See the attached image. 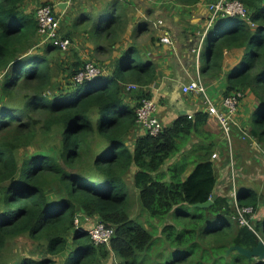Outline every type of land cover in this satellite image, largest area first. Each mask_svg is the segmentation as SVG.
I'll use <instances>...</instances> for the list:
<instances>
[{
  "label": "trees",
  "instance_id": "16d2710c",
  "mask_svg": "<svg viewBox=\"0 0 264 264\" xmlns=\"http://www.w3.org/2000/svg\"><path fill=\"white\" fill-rule=\"evenodd\" d=\"M26 1L0 0V264H55L53 257L69 247L73 249L62 264H105L112 254L120 257V264H148L139 254L153 235L132 218L133 190L152 216L174 215L162 229L171 250L158 264H264L237 251L224 255L232 245H258L264 239V218H252V228L234 218L233 183L228 193L216 192L211 154L203 156L186 180L183 169L175 166L170 180L154 176L182 150L180 141L188 143L203 124L220 128L218 119L205 111L192 118L179 115L158 136L140 126L145 133L131 148L127 141L139 128L136 110L143 98H153L148 88L157 79V62L130 45L110 74L78 83L72 79L88 61L74 51L73 60L62 66L59 48L46 43L36 49L42 40L35 11L24 10ZM34 1L57 6L55 0ZM174 1L186 9L202 2ZM240 1L255 25L219 16L207 31L208 54L199 73L206 85L225 73L223 98L251 93L257 102L252 135L264 145V0ZM112 5L96 22L82 19L84 33L100 54L102 41L114 51L116 36L127 23L125 6L117 1ZM79 26L73 25L75 30ZM137 28L144 31L148 23ZM98 29L108 30L109 37ZM66 33L72 41L73 33ZM60 67L67 76L58 81ZM131 84L139 92L127 101L125 92H135L127 88ZM31 147L32 152H24ZM211 196L212 204L198 206ZM237 197L241 206L259 209L260 196L253 188L239 187ZM83 215L115 228L109 244L96 245L90 228L76 225ZM21 236L41 243L40 256L7 258L10 241Z\"/></svg>",
  "mask_w": 264,
  "mask_h": 264
},
{
  "label": "crops",
  "instance_id": "0c3cea01",
  "mask_svg": "<svg viewBox=\"0 0 264 264\" xmlns=\"http://www.w3.org/2000/svg\"><path fill=\"white\" fill-rule=\"evenodd\" d=\"M55 1L56 5H58L60 8L59 11L61 13L58 11L59 17L61 18V15L63 18L64 15L66 16L63 22L65 26L63 28L66 30V32H72L73 37L78 36V39L76 41L77 43L74 44L72 41L71 47L75 49L77 53H79L82 60H97V62H99L100 64L103 63L104 69L107 70L106 73L110 74L115 69L117 59L127 48L126 45H129L128 43L131 41V39L130 41L124 39V43L122 42V44L115 46L114 51L111 50L112 52L109 54L110 57H107V60L103 62V60L99 59H102V57L100 56H102V54H106V51L103 50L101 54L96 51L95 45L92 42V39L89 36L88 32L84 33L81 26H79L77 29H81L83 33L76 32L73 26L72 29L67 27V25H69L70 27V25L72 24L69 23V13L71 12H68V14L66 15L68 9V7H66L68 0ZM212 1L210 0V3ZM41 4V1L28 0L25 3L24 10H26V12L28 13L36 11L37 7ZM199 7L202 8H198L197 10H199L208 18V7H206L203 2L200 3ZM79 8L80 7H77V9ZM83 14L85 15L83 16ZM77 15L79 16L75 20L77 21V23L81 22L84 17H89L87 13L82 9L77 11ZM207 18L205 21H203L205 32L207 30L209 21V19ZM165 30L168 31L172 36L173 44L171 45L163 43L160 40L162 32L158 30L159 33L156 35V38H153L152 43L149 44V49L147 50L149 54L146 53V57L149 59H153L154 61H157L159 59V61H157V79L154 84L149 86L148 89H150L153 98L157 101V104L159 103L157 115L160 117L163 125L169 126L179 115H183L181 114V111L184 110L187 114H193L197 111L207 112V104L205 103V97L202 94H198L195 92L184 93L180 90L179 96L178 88L180 89V87L182 86L183 90V86L188 84L186 83V80L188 76H191V73H193L194 78H188V82L192 81L198 76L199 65L197 61L196 64L195 62H189L188 58H192V54L191 52H189V50L184 48L186 43H183L182 36L180 35L178 36V38H176V33H171L166 28ZM187 35H189V33H185V36L189 41H191L192 39ZM80 40L82 42L79 44ZM150 54L153 56H149ZM224 82L225 73L224 75L220 76L219 79L213 81L211 85H206L203 81L207 89V95L213 102L217 103V105L219 106L221 105V101L223 98ZM162 101L166 103L162 104ZM256 105L257 102L253 98L251 93L247 94L241 102L237 114L233 118V134H235V129H239L242 133L241 135H239V133L237 134L238 139L233 138V140H231L232 153L235 158L234 165L236 167L237 177L239 178V180H241L242 183L244 182V180H247L246 184H242L241 182H239V187H249L247 186V184L249 181L251 182V180H260V184L261 180L264 181V159L262 158V155L264 154V145L261 144L258 139L252 135V126L254 124L252 114L256 109ZM216 128L217 126L213 123L203 124L197 134H192L191 139L185 145V148L183 147L179 153L168 159L162 170L155 173L154 176L157 178H161L162 180H170V169L175 166L180 170L183 169L181 177L182 180H186L197 163L208 152L209 155H217L216 158L212 157L211 159L214 165L216 179L218 180L216 192L228 193V184L229 180H231L230 169L232 167V165H230L229 158V143L224 138L221 128ZM144 133L145 131L140 127L137 128L134 132L136 137ZM244 133H248L249 136L246 138L243 137ZM239 187L237 186V189ZM254 190L260 196L259 209L255 214L256 220H262L264 218V191H260V188H255ZM91 219L92 218H89V221H87L86 219L81 218V228H91L93 225L91 224Z\"/></svg>",
  "mask_w": 264,
  "mask_h": 264
},
{
  "label": "rangeland",
  "instance_id": "374dc122",
  "mask_svg": "<svg viewBox=\"0 0 264 264\" xmlns=\"http://www.w3.org/2000/svg\"><path fill=\"white\" fill-rule=\"evenodd\" d=\"M115 1L125 6V9H126L125 20L127 21L125 27H123L120 33L116 36V39H118L116 46L122 44V42L124 43V39H127L128 41H130L131 39V41L128 43L129 45H126L127 48L130 45H134L141 51L148 53L147 50L149 49V44L152 43V39L156 38V35L159 33V31L162 32V30L166 28L171 33H176L175 35L176 38H178V36L180 35L182 36L183 43H186L184 48L189 50V52H191L192 54V58L191 57L188 58L189 62L191 63L195 62V64H196V61L198 62V53L194 52L193 50L197 49L200 45V42L205 33L204 31L205 27L203 26V21H205L207 18L204 14H202L199 10H197L198 8H202V7H199L200 3L196 7L186 9L185 7L178 4L174 0H68L67 6H66L68 7L66 15L68 14V12H71L69 13V19H70L69 23H72V24L70 25V27L69 25H67V27L72 29V26L74 25V23H77V21H75L76 18L79 17L77 15V11L81 9L87 13L90 21L95 20L96 22V20H99L104 14L112 10L111 9L113 6L112 4ZM202 2L203 4H205L206 7H208V10H209L210 0H202ZM77 7H80V8L77 9ZM59 10L60 8L57 5L56 11L58 12ZM209 16H210V12H209ZM209 16L207 19H209ZM65 17L66 16L64 15V18ZM64 18L61 15L62 33L66 35L67 34L66 30L63 28L65 26L63 24ZM160 20H162L166 26L164 25L161 28L158 27ZM143 22L148 23V29L139 32V29L137 28V24L143 23ZM85 24L86 22L83 20L80 22V26L82 28L85 26ZM106 26L107 24L104 25V27ZM99 30H102L103 32L102 35L109 37L108 30L98 29L96 30V32H98ZM76 32L83 33L81 29H77ZM185 33H189V35L187 36H189L192 39L191 41L187 39V37L185 36ZM77 39H78V36H74L72 38V41L74 44L77 43L76 42ZM81 42L82 41L80 40L79 44ZM102 45L105 48L104 50H106V54H102V56H100L102 57V59H99V60H103V62H105V60H107L106 58L110 57L109 54L112 51H111V46H107L103 41H102ZM44 46L45 44H38L36 49L38 48L42 49ZM126 49L123 52H125ZM74 51L75 49L70 48L69 51H64V52L61 51V53L58 54L59 59L61 60L62 66L68 65V63H70L71 60H73ZM201 51H202L201 67H204L206 64V59H207V54H208V44L206 42L203 44ZM149 56H153V55L150 54ZM119 58L117 59L116 63L118 62ZM94 61L98 63L104 69L103 63L100 64L99 62H97V60H94ZM157 61H159V59ZM60 68L61 69L59 71V76L57 79L58 81H61L65 76H67V72L64 70V67H60ZM65 68L67 69V67ZM104 71L106 74L107 70L104 69ZM190 77H193V73H191V76L187 77L186 83H189L188 78ZM127 88L129 89V86ZM180 90L183 92L182 86L180 87V89L178 88L179 96H180ZM134 91L135 92L133 94H131L129 91L125 92L126 93L125 97L127 101H130L132 99L131 98L132 96H137L136 94H138L139 91L135 89ZM165 103L162 101V104H165ZM252 127L254 128V124ZM234 133L235 134H233L232 132V135H231L232 140L233 138L238 139L237 137L238 133L239 135L242 134L239 129L238 130L235 129ZM244 136L248 137L249 134L244 133ZM135 138H136V135L132 136L131 139L127 141L131 148L134 146ZM186 143H187L186 139L180 141V145H182L181 148L183 147L185 148ZM33 149L34 147H31L30 149L25 150L24 152H27V151L32 152ZM230 176H231V180H229V183H231V185L232 183H235V186L239 187V182L242 183V181L239 180V178H236L237 170L235 166L231 167ZM130 179H132V176L130 177ZM246 182L247 180H244L243 183L246 184ZM259 184H260V180H251V182L250 181L248 182L247 186L253 189L260 188V191H264V181L261 180V184L260 185ZM131 185L133 186V183ZM136 194H137L136 191L133 190L132 196L135 201H134V206L132 208V218L138 224L143 226L149 233L153 235V240L150 246L144 252L139 254L140 259H144L146 257L148 264L161 263V260L163 261L165 260V256L171 250L170 246H172L171 244L168 243L167 237L164 236L162 229L167 222L168 223L171 222L170 220H172L174 215L171 213L165 218H157V217L152 216L150 212L145 207H143V205L140 203L139 197L136 199L135 197ZM255 214L252 217L253 218L252 221L256 220ZM90 221H91V224H95L96 222H99L100 220L97 218H92ZM42 247L43 246L41 245V243L31 240L27 236H21V237L15 238L12 241H10L9 245L6 248L7 258L10 260L18 259L21 257L37 258L38 256H40V251ZM72 249H73L72 247H69L68 251H66L64 254L59 255V256H54L53 257L54 263L62 264L63 261L69 257ZM48 256L52 257L51 255H48ZM104 263L105 264H120L121 259L117 254L116 255L112 254L104 261Z\"/></svg>",
  "mask_w": 264,
  "mask_h": 264
},
{
  "label": "built area",
  "instance_id": "2783aa9c",
  "mask_svg": "<svg viewBox=\"0 0 264 264\" xmlns=\"http://www.w3.org/2000/svg\"><path fill=\"white\" fill-rule=\"evenodd\" d=\"M209 21L207 30L203 35L200 45L194 52L198 53V76L183 86L184 93L195 92L202 94L205 97V103L207 104V112L214 115L218 121L219 126L223 132L224 138L229 143L230 152V165L234 167L235 158L232 153V131H233V118L237 114L241 101L244 99V94L241 91L235 92L232 95L222 98L221 105L213 102L207 95V89L202 81L199 73L201 64L202 46L205 43L207 31L213 26L214 22L219 16L227 17H240L245 20L251 26H254V22L250 18V14L247 6L240 0H213L209 4ZM35 18L38 23V34L42 40V44L50 43L53 46L59 48L62 51H68L71 48V39L62 33L61 31V18L56 11V6L52 4H41L35 11ZM165 24L162 20L159 21L158 27H163ZM160 40L166 44H173L172 36L165 29L162 30V36ZM104 73V69L95 61H88L85 67L76 75L74 80L78 83L84 81L93 80ZM129 89L138 90L136 85H129ZM140 106L136 110L137 124L141 126L145 131L151 135L158 136L163 130V123L158 114L157 101L152 98H143ZM189 118L193 117V114H187ZM245 137V136H243ZM246 138V137H245ZM216 158L217 155L212 156ZM264 159V154L262 155ZM233 182V180H232ZM233 183V189L230 192L231 198H233V204L236 208V215L234 218L238 220L242 225H247L252 228L251 219L255 214V209L252 206H241L238 202L237 190ZM212 200V196L210 197ZM83 217L89 221V218ZM76 225H80V220L76 219ZM90 236L96 245L109 244L115 235V228L102 221L96 222L89 229Z\"/></svg>",
  "mask_w": 264,
  "mask_h": 264
},
{
  "label": "water",
  "instance_id": "95a60500",
  "mask_svg": "<svg viewBox=\"0 0 264 264\" xmlns=\"http://www.w3.org/2000/svg\"><path fill=\"white\" fill-rule=\"evenodd\" d=\"M181 114H187L186 111H181ZM213 201L210 200L207 204H198V206H207L212 204ZM237 251L240 254L248 257L249 259L253 257H258L260 260L264 261V239L261 238L258 245L253 247L252 249L245 248L240 245H232L228 248L227 252L224 254L225 256H229L232 252Z\"/></svg>",
  "mask_w": 264,
  "mask_h": 264
}]
</instances>
